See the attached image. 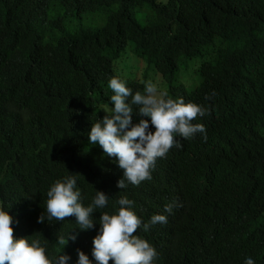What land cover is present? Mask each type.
<instances>
[{"label":"trees","instance_id":"trees-1","mask_svg":"<svg viewBox=\"0 0 264 264\" xmlns=\"http://www.w3.org/2000/svg\"><path fill=\"white\" fill-rule=\"evenodd\" d=\"M113 77L133 92L151 80L174 100L207 101L222 129L121 190L115 157L87 135L112 107ZM70 174L85 206L95 190L119 191L104 211L127 195L142 223L167 216L136 230L153 264H264V0H0V203L13 238H39L50 254L57 236L75 234L60 253L75 264L76 249L92 259L98 219L87 230L74 216L37 222L48 187Z\"/></svg>","mask_w":264,"mask_h":264},{"label":"clouds","instance_id":"clouds-1","mask_svg":"<svg viewBox=\"0 0 264 264\" xmlns=\"http://www.w3.org/2000/svg\"><path fill=\"white\" fill-rule=\"evenodd\" d=\"M108 88L113 93L109 97L112 107H107V114L91 124L87 135L90 144L98 143L104 154L115 157L118 167L123 170L122 178L116 182V187L121 190L129 184L138 186L142 181L151 180L154 170L168 157L178 161L194 157L199 152L198 139L206 142L208 130L222 129L206 108L207 101L195 104L185 103L183 98L174 100L166 91L158 90L151 80L144 82L143 93L133 92L118 77L108 81ZM214 98V93L206 97ZM133 106H136L135 110ZM134 112L141 117L137 123H132ZM210 139L217 142L213 137ZM111 195L95 190L90 203L85 206L76 175L64 176L48 187L44 209L37 222L62 221L67 216H74L78 228L87 230L93 227V217L98 219L95 222L100 227L92 239V259L76 249L75 264H93V261L108 264L110 259L112 264H153L158 253L136 230L140 228L147 232L150 224H165L167 216L154 214L148 223H142L134 211L135 202L127 195L114 201V212L104 211L111 209ZM172 208V203L166 204L164 212L171 214ZM12 222L8 210L0 203V264H69L70 256L60 253L68 240L76 239L75 234L57 236V254L53 255L39 238L14 239ZM243 264L255 262L252 257H245Z\"/></svg>","mask_w":264,"mask_h":264},{"label":"rangeland","instance_id":"rangeland-1","mask_svg":"<svg viewBox=\"0 0 264 264\" xmlns=\"http://www.w3.org/2000/svg\"><path fill=\"white\" fill-rule=\"evenodd\" d=\"M161 1L164 2L165 0H161ZM140 70H141V69L139 68L138 72H140ZM157 81H159V78H157ZM157 88L160 89V86L157 85Z\"/></svg>","mask_w":264,"mask_h":264}]
</instances>
